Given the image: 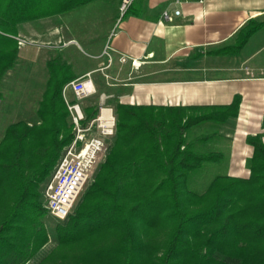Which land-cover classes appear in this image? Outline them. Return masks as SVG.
I'll return each mask as SVG.
<instances>
[{
  "label": "trees",
  "instance_id": "trees-1",
  "mask_svg": "<svg viewBox=\"0 0 264 264\" xmlns=\"http://www.w3.org/2000/svg\"><path fill=\"white\" fill-rule=\"evenodd\" d=\"M93 1L0 0V83L17 64L20 25ZM263 28L251 19L232 44L210 54L238 55ZM48 69L38 121L9 125L0 141V264H28L49 242L41 186L74 138L63 88L76 76L60 57ZM241 102L237 95L228 106L117 105L114 144L75 212L56 225L57 245L39 264H264L263 135L247 138L248 178L217 176L202 194L189 187L203 164L223 159L198 152L190 131L238 118Z\"/></svg>",
  "mask_w": 264,
  "mask_h": 264
},
{
  "label": "crops",
  "instance_id": "crops-1",
  "mask_svg": "<svg viewBox=\"0 0 264 264\" xmlns=\"http://www.w3.org/2000/svg\"><path fill=\"white\" fill-rule=\"evenodd\" d=\"M97 1L84 8L86 14L77 11L35 21L44 27L37 35L43 42L51 38L54 45L46 62L48 80V62L62 57L76 79L91 73L102 103L111 107L110 99H116L115 109L119 104L228 106L240 95L239 117L219 126L209 141H200L202 136L194 141L196 149L208 142L217 148L227 145V176L248 178L250 171L244 169L253 147L247 138L261 134L264 141V28L238 55L210 52L232 44L251 19L264 21V0H134L126 14L120 11L123 0L91 5ZM177 10L181 13L175 16ZM165 13L173 21L166 20ZM77 14L80 18L74 22ZM32 23L20 25L18 36L23 26L34 27ZM79 49L88 50L95 63L77 65L72 52ZM68 99H74L72 93ZM93 105L84 107L82 102L86 114Z\"/></svg>",
  "mask_w": 264,
  "mask_h": 264
},
{
  "label": "rangeland",
  "instance_id": "rangeland-1",
  "mask_svg": "<svg viewBox=\"0 0 264 264\" xmlns=\"http://www.w3.org/2000/svg\"><path fill=\"white\" fill-rule=\"evenodd\" d=\"M104 1L105 0L103 1L98 0L97 2L91 5H104V4L111 5L112 3V0H106L105 2ZM91 5L88 7H91ZM83 9L79 10L78 13L86 14L87 13L86 9L88 8L84 10ZM78 18H80L78 14L74 15L73 16L74 22L78 20ZM30 25L34 27L29 29L28 28L29 26L28 27L23 26L22 28L24 29L23 33L22 35L18 36L20 40L23 41V45L20 46L18 43L20 53L16 66L8 72L6 77L0 83V93L2 94V97L0 98V141L4 136L5 129L9 125L20 121H25L30 125H32L38 121L37 109L39 107L40 101L42 100V96L43 93L45 92L47 86V80H48L46 62L50 56H53L52 49H54L53 48L54 45L51 41V38L50 41L43 42V38H42L43 36L37 35L36 30H40L42 32V29L44 28L42 27L43 25H40V23L38 22H33ZM38 26H41V28H39ZM50 32L51 30L49 31V33ZM20 47L22 48V50L20 49ZM88 53L89 51L86 49L80 50L79 53L72 52L74 58L76 59L77 65L90 66L95 63V60L91 58ZM61 59L64 62L62 57ZM102 98H103V94L97 88L96 94L83 101L84 107H90L89 104L94 103V105L91 106L89 111H87V116L89 114L92 115V117L96 116L99 109L102 106H108L104 101L102 103ZM97 102L99 103L101 102V103L99 105H95ZM115 102L116 99L113 98L110 99L109 101V103L112 106L116 105ZM113 109L115 110L116 113V109L115 108ZM218 127L219 125L214 123H206L194 127L190 131L188 137L189 141H194L196 138L201 136L217 134ZM115 138H116V134L114 137L107 140L108 151L111 148V146L114 144ZM199 149L203 150V152L205 153L217 152V151L223 153V159L220 162H207L203 164V166L200 169H198L191 175L189 181L190 189L197 194H202L206 191V189L208 188V186L215 177L227 175L228 172L227 166L230 156L228 154L229 149L225 144H222L221 147L217 148L215 144H213L212 142H208L204 145H201L200 148L196 150L198 151ZM108 151L106 155L101 159V161L97 164V166L93 169L91 176V183L89 184V186L86 188V190L81 195L78 202L76 203L73 213L77 209L85 192L94 182L95 176L98 173L101 164L106 160ZM247 169L248 168L244 169L245 173L248 172L249 169L248 170ZM249 176H250V172H249ZM42 192H43V185L41 186V193ZM41 203L45 208V203L43 198L41 199ZM42 221L46 225L49 234V242L28 264H39V262L44 257H46L57 245L55 227L57 224H59L60 221H57L49 213Z\"/></svg>",
  "mask_w": 264,
  "mask_h": 264
},
{
  "label": "built area",
  "instance_id": "built-area-1",
  "mask_svg": "<svg viewBox=\"0 0 264 264\" xmlns=\"http://www.w3.org/2000/svg\"><path fill=\"white\" fill-rule=\"evenodd\" d=\"M133 2L134 0H123L121 13L125 14ZM180 13L177 10L175 16ZM165 18L173 21L168 13H165ZM17 40L20 46L23 45L20 38ZM96 92L91 73L67 83L63 88L74 138L64 149L43 190L45 208L60 222L68 220L73 214L76 203L91 183L93 169L108 151L107 140L116 134L117 116L112 107L102 106L97 115L90 118L82 106V102ZM69 93L73 94V100L68 99Z\"/></svg>",
  "mask_w": 264,
  "mask_h": 264
}]
</instances>
